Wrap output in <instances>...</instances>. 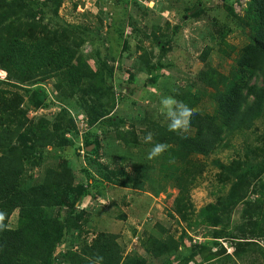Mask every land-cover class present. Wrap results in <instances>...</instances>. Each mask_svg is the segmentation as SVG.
Masks as SVG:
<instances>
[{"label": "trees", "instance_id": "trees-1", "mask_svg": "<svg viewBox=\"0 0 264 264\" xmlns=\"http://www.w3.org/2000/svg\"><path fill=\"white\" fill-rule=\"evenodd\" d=\"M126 1L129 0H121ZM63 2L0 0V71L4 74L3 81L0 80V211L6 213L4 223L8 226L0 231V264H88L86 257L97 253L104 257L103 264H147L137 251L125 253L118 234L101 231L90 237V231L83 228L88 219L86 212L78 211L77 205L90 195L88 178L87 187L75 185L74 173L67 165L47 168L40 182L29 175V169L37 168L43 159L50 157L44 152L47 148L58 151L70 141L66 137L69 131L77 130L68 109L67 118L54 123L42 117L29 119L30 107L40 109L52 102L45 83L52 80L59 102L62 105L69 102V107L76 104L87 116L89 127L99 126L111 117L115 107V93L107 86L113 71L101 61L99 51L94 53V42L88 35L90 29L85 25L59 26L53 19H47V9L51 6L53 14H57ZM227 11L250 29V41L237 52L230 73L226 75L208 63L213 51L208 48L201 56L204 68L186 87L176 86L172 93L195 108L202 87L214 103L213 113L196 110L189 127L191 134L169 132L167 124L155 120H149L152 126L144 134L145 137L151 132L153 143L170 146L159 157L165 169H160L158 188H165L167 180L180 189L175 199L180 222H189L190 228L207 229V241L194 245L188 244L192 238L187 231L176 238L160 226L161 235L147 234L141 248L146 255L162 260V264H237L253 255L264 259L261 243H264V133L256 137V144L246 140L244 152H238L232 161H212L218 170V184L228 190L221 192L215 203L201 208L194 221V204L185 195L197 177L206 172V162L196 158H209L219 149L229 148L232 138L239 134L264 130V0H247L244 17L237 15L233 7ZM230 34L231 31L220 34L221 45H227L225 38ZM151 35L155 44L167 52L169 44L165 41L159 44L164 35L160 37L157 31H152L145 37ZM87 42L93 55L86 56L81 51ZM227 47L231 52L237 51L235 47ZM221 50L230 57L231 52ZM151 54L145 51L140 57L149 72L166 67L162 58L153 63ZM158 78L150 79L153 86ZM75 98L77 102L72 104ZM112 120L116 139L126 145L141 143L135 126L124 131L120 128L124 125L120 116L117 122ZM86 136V146L95 145L97 152L100 139L93 142ZM88 177H91L89 172ZM141 177L154 181L148 172ZM133 186L144 191L145 182L137 178ZM239 207H242V221L234 226L232 216ZM16 211L18 226L10 228L9 220ZM66 235L77 238V249L71 247L55 257ZM221 240L235 246L233 254L227 253Z\"/></svg>", "mask_w": 264, "mask_h": 264}, {"label": "rangeland", "instance_id": "rangeland-1", "mask_svg": "<svg viewBox=\"0 0 264 264\" xmlns=\"http://www.w3.org/2000/svg\"><path fill=\"white\" fill-rule=\"evenodd\" d=\"M76 2L77 0H64L56 15L50 6L51 9H47L46 13L47 19H53V23L59 26L85 25L90 29L88 35L94 42V53L99 51L101 61L108 64L113 71L107 86L115 93V107L109 115L111 117L103 120L99 126L89 127L87 116L81 109L76 104L69 107V102L62 105L54 89L55 83L52 80L45 83V89L52 102L50 106L40 109L30 107L29 119L37 120L42 117L54 123L65 116L67 118L68 109L77 130L72 128L69 131L66 137L70 141L63 148L56 152L50 147L47 148L44 152L50 157L43 159L37 168L29 169V175L34 177L36 182H40L47 168L67 165L74 173L75 185L84 184L87 187L88 178L90 195L77 206L80 207L78 211L86 212L88 222L83 228L85 226L90 231L89 236L94 237L101 231L116 233L120 243L126 248L125 253L137 251L145 257L147 264H162V260L146 255L141 248V241L147 234L161 235L160 226L176 238L187 231L192 238V243L188 240V244L194 245L207 241V229L204 226L190 228L189 222H180V214L176 213L175 209V199L180 189L173 185L174 182L166 180L165 188L159 190L158 179L161 175L160 169L163 168L162 160L147 159L151 147L144 142V134L152 126L149 120L167 124L164 117L157 118L160 99L164 94L172 95L176 86L186 87L194 80L195 75L205 66L201 59L205 50L213 49L209 64L226 75L230 73L238 57L237 52L250 41V29L229 14L227 8L233 7L237 15L244 17L247 0H129L127 3L121 0H86L85 11L78 10L75 7ZM152 31H157L160 37L164 35V40L159 44L163 41L169 44L167 52H163L158 44H155L152 35L145 37L146 33L150 34ZM228 31H231V34L226 36L225 41L227 45L235 47L236 52H231L227 45H221L220 34ZM90 49L91 44L87 42L81 51L86 56L93 55ZM221 49L231 52L230 57ZM145 51L152 53L153 63L162 58L161 62L166 67L149 72L140 58ZM90 64L94 67L93 61L90 60ZM1 73L0 80L3 81L4 74ZM155 76L159 78L153 86L150 79ZM200 89L201 99L195 108H192L203 113H213L214 103L208 93L202 87ZM74 102H77L76 98L72 104ZM119 116L124 120L121 129L128 131L134 129L133 126L138 129L135 134L140 137L139 145H126L114 137L117 130L111 124L112 118L117 122ZM137 117L141 118L134 121ZM185 132L191 134L192 131L188 128ZM263 133V128H260L256 132L239 134L232 138L229 148H221L209 158H196L206 162L207 168L203 175L197 177L190 192L185 194L190 196L194 204L193 221L201 208L215 203L217 196L228 190L218 184V170L212 161H232L237 158L238 152H244L246 140L256 144V137ZM86 135H89L93 142L100 139L97 152H94L95 145H91V150V146H86ZM147 172L154 180L152 183L141 177ZM137 178L144 180V191L134 188L133 181ZM158 191L159 194L156 193ZM254 199L257 197L252 198L253 201ZM241 213L242 207L234 212V226L241 223ZM171 214L177 215L173 217ZM120 215H125L126 219H121ZM8 225L10 228L18 226V211L14 212ZM77 241L76 237L66 235L57 247L55 257L71 247L77 249ZM221 241L227 253L233 254L235 246L232 247L229 241ZM261 243L264 246V243ZM215 251L216 249H213V252ZM237 264H264V259L253 255Z\"/></svg>", "mask_w": 264, "mask_h": 264}, {"label": "clouds", "instance_id": "clouds-1", "mask_svg": "<svg viewBox=\"0 0 264 264\" xmlns=\"http://www.w3.org/2000/svg\"><path fill=\"white\" fill-rule=\"evenodd\" d=\"M100 1L102 0H99V2ZM143 4L146 6L148 5L145 2H143ZM75 7H78L77 2L75 3ZM2 76L4 77V75ZM159 104L160 107L158 109L157 118L159 116L164 117V119L167 122V129L169 132L181 133L183 131H186L190 127L191 118L196 113V110L194 108H192L185 102L176 99L172 95L162 97L159 101ZM153 141H154V134L149 132L144 137L145 143L153 145L147 154L148 160H154L156 158L161 157L170 147L166 143L163 142L153 143ZM5 219H6V213L4 211H0V231L8 227L4 223ZM86 259L88 260V264H103L104 261V257L98 253L93 256L86 257Z\"/></svg>", "mask_w": 264, "mask_h": 264}, {"label": "built area", "instance_id": "built-area-1", "mask_svg": "<svg viewBox=\"0 0 264 264\" xmlns=\"http://www.w3.org/2000/svg\"><path fill=\"white\" fill-rule=\"evenodd\" d=\"M85 2L86 0H77L78 10L85 11V8H86Z\"/></svg>", "mask_w": 264, "mask_h": 264}, {"label": "water", "instance_id": "water-1", "mask_svg": "<svg viewBox=\"0 0 264 264\" xmlns=\"http://www.w3.org/2000/svg\"><path fill=\"white\" fill-rule=\"evenodd\" d=\"M221 1H226V0H221ZM93 147L91 146V147H89V149L91 150Z\"/></svg>", "mask_w": 264, "mask_h": 264}]
</instances>
